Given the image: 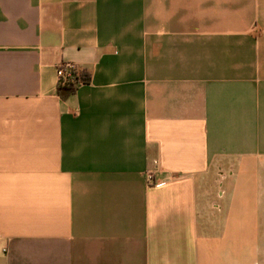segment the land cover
Segmentation results:
<instances>
[{
	"label": "crops",
	"instance_id": "obj_1",
	"mask_svg": "<svg viewBox=\"0 0 264 264\" xmlns=\"http://www.w3.org/2000/svg\"><path fill=\"white\" fill-rule=\"evenodd\" d=\"M0 264H264V0H0Z\"/></svg>",
	"mask_w": 264,
	"mask_h": 264
},
{
	"label": "trees",
	"instance_id": "obj_2",
	"mask_svg": "<svg viewBox=\"0 0 264 264\" xmlns=\"http://www.w3.org/2000/svg\"><path fill=\"white\" fill-rule=\"evenodd\" d=\"M89 75L84 71H78L77 77L73 81L65 83L64 85H58L57 94L63 100L68 99L71 95H73L81 84L89 83Z\"/></svg>",
	"mask_w": 264,
	"mask_h": 264
},
{
	"label": "built area",
	"instance_id": "obj_3",
	"mask_svg": "<svg viewBox=\"0 0 264 264\" xmlns=\"http://www.w3.org/2000/svg\"><path fill=\"white\" fill-rule=\"evenodd\" d=\"M78 68L72 63H62L57 68L58 85H64L73 81L77 77ZM149 180L152 179V173L147 174Z\"/></svg>",
	"mask_w": 264,
	"mask_h": 264
}]
</instances>
